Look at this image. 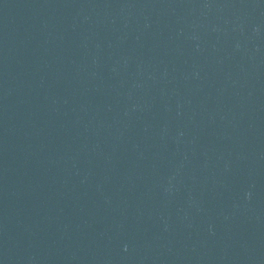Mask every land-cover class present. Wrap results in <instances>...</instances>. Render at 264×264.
<instances>
[{
    "label": "water",
    "instance_id": "water-1",
    "mask_svg": "<svg viewBox=\"0 0 264 264\" xmlns=\"http://www.w3.org/2000/svg\"><path fill=\"white\" fill-rule=\"evenodd\" d=\"M0 264H264V0H0Z\"/></svg>",
    "mask_w": 264,
    "mask_h": 264
}]
</instances>
